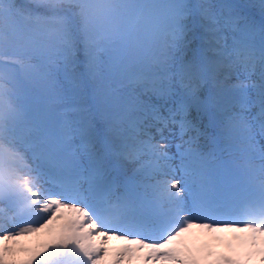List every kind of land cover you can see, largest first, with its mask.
<instances>
[{
    "label": "snow or ice",
    "instance_id": "snow-or-ice-1",
    "mask_svg": "<svg viewBox=\"0 0 264 264\" xmlns=\"http://www.w3.org/2000/svg\"><path fill=\"white\" fill-rule=\"evenodd\" d=\"M5 173L0 264H264V0H0Z\"/></svg>",
    "mask_w": 264,
    "mask_h": 264
},
{
    "label": "rangeland",
    "instance_id": "rangeland-1",
    "mask_svg": "<svg viewBox=\"0 0 264 264\" xmlns=\"http://www.w3.org/2000/svg\"><path fill=\"white\" fill-rule=\"evenodd\" d=\"M0 182L9 186V195L17 198L19 207L15 210V215L21 222L25 220L35 223L44 221L45 216L48 215V209L43 208L44 203H40V201L44 198L43 193L41 192L38 194L37 191H33L32 188L34 186L27 177H21L18 174L10 176L5 173L2 177H0ZM29 200L31 201L30 204ZM10 211L12 210L10 209ZM6 219L10 220L11 216H7ZM61 219H63V217ZM49 220H51V217H49ZM60 222V220L53 221L49 224L51 227L50 230H44L42 232L38 231L32 237L16 241L11 245L10 249L14 258L5 259L3 264H31V257L37 255L38 253L41 254L38 264H40L41 261H45V258L49 255V253H44V249L49 247L52 239H55L53 234L56 232L57 226ZM45 223H48V221H45ZM41 227H43V225H41ZM224 234L225 233L216 234L219 237L216 241H213L211 237L202 236L198 241H196V244L198 246H207L213 251L225 252V250H222L220 246V237ZM24 257H27V259Z\"/></svg>",
    "mask_w": 264,
    "mask_h": 264
},
{
    "label": "bare ground",
    "instance_id": "bare-ground-1",
    "mask_svg": "<svg viewBox=\"0 0 264 264\" xmlns=\"http://www.w3.org/2000/svg\"><path fill=\"white\" fill-rule=\"evenodd\" d=\"M40 207V205H39ZM43 208H47L48 211L50 210V204L49 202H45L43 204ZM54 214V213H53ZM35 223V222H34ZM32 225H29V227H31ZM50 226H48L47 228H45L44 230H50ZM43 230V231H44ZM237 234H234V233H225L223 236L220 237V240H221V243H220V246L222 248V250H227V245L229 243H235L236 241L234 240V237L236 236Z\"/></svg>",
    "mask_w": 264,
    "mask_h": 264
}]
</instances>
